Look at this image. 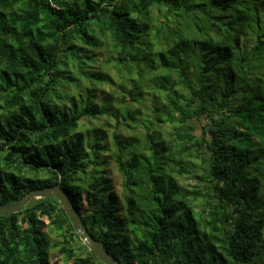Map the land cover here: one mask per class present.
<instances>
[{
	"label": "trees",
	"instance_id": "16d2710c",
	"mask_svg": "<svg viewBox=\"0 0 264 264\" xmlns=\"http://www.w3.org/2000/svg\"><path fill=\"white\" fill-rule=\"evenodd\" d=\"M258 176L264 0H0V207L59 184L118 264H264ZM58 249L103 264L57 199L0 217V264Z\"/></svg>",
	"mask_w": 264,
	"mask_h": 264
},
{
	"label": "water",
	"instance_id": "95a60500",
	"mask_svg": "<svg viewBox=\"0 0 264 264\" xmlns=\"http://www.w3.org/2000/svg\"><path fill=\"white\" fill-rule=\"evenodd\" d=\"M57 199L65 214L68 216L71 224L79 236L82 243L90 250V252L103 264H118L116 261L101 247L99 242L93 241L87 233L84 224L81 221L77 210L73 207L71 200L65 191L58 184L54 188H46L43 190L31 191L14 205H5L0 207V217L7 216L12 213H19L24 210L26 204L33 199Z\"/></svg>",
	"mask_w": 264,
	"mask_h": 264
},
{
	"label": "rangeland",
	"instance_id": "374dc122",
	"mask_svg": "<svg viewBox=\"0 0 264 264\" xmlns=\"http://www.w3.org/2000/svg\"><path fill=\"white\" fill-rule=\"evenodd\" d=\"M121 80L118 79L115 75V81H113V84L111 85H104L102 87L99 88V90L97 91V100L101 103V102H104V101H107V102H110L112 101L111 100V96L115 95L117 96L118 100H120L121 98V94L124 92L123 89L120 88V86L118 84H121ZM128 102H130L128 100ZM118 106V104L116 105ZM101 120V119H100ZM110 122L112 125H114L113 121L110 120V119H105L102 118V121L101 122H96L98 124H104V126L107 124V122ZM202 124H198L197 125V129H196V134H201L202 133V129H201V126ZM103 126V125H102ZM115 130V129H114ZM108 131H113L111 128L108 129ZM131 133V134H143L144 131H139L137 128L135 129H128V133ZM123 135L126 136V132L124 131L123 132ZM108 170V173L110 172L111 173V178L113 180V185H114V188H115V192L117 194H121L122 193V177L120 176V174L118 173L116 167L114 166V164L112 163L110 168L107 169ZM259 179L261 180V182L258 184L257 183L256 185L258 186V195L259 196H264V177H261V176H258ZM184 184V182H182ZM197 183H199V180H190V181H187L186 180V185L187 186H195ZM200 203H197V205H199ZM43 222H45L46 224H48L49 222L46 220V219H42ZM47 231V234L50 236V239H51V242L54 243V242H62L63 241V238L61 236H58L57 234H54V233H51V231L49 229H46ZM73 247V252L75 253V255H82L84 254V252L80 249V244H76V243H73L72 245ZM51 260H52V263L53 264H72V261H70L69 259L66 260V256H63L62 254V251H60V249L58 250H52L51 252Z\"/></svg>",
	"mask_w": 264,
	"mask_h": 264
}]
</instances>
